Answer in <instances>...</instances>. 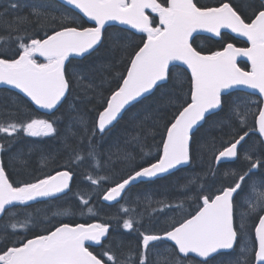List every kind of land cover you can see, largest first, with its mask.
I'll return each mask as SVG.
<instances>
[{
  "label": "snow or ice",
  "instance_id": "6c2138e0",
  "mask_svg": "<svg viewBox=\"0 0 264 264\" xmlns=\"http://www.w3.org/2000/svg\"><path fill=\"white\" fill-rule=\"evenodd\" d=\"M0 7V85L23 94L0 106V141H6L0 154L19 145L11 160L24 164L20 157L39 153L42 166L57 164L30 182H13L0 161V264H214L218 257V264H264V0H246L243 7L233 0L216 6L194 0H0ZM113 22L127 29L106 36ZM222 30L247 46L223 42ZM137 33L143 35L134 42ZM200 33L220 38V47L199 50L194 41ZM102 47L104 55L94 56ZM238 58H246L248 70ZM118 65L124 70L113 74ZM174 73L183 80L177 82ZM106 84L110 95L104 96ZM74 89L82 94L56 115ZM237 91L246 95L234 96ZM97 95L102 110L89 120L90 112L79 105ZM149 96L150 104L113 133L123 112ZM28 101L52 118L33 116ZM162 120L158 158L147 166L135 163L134 153L144 151L149 131ZM214 132L220 133V149ZM24 137L37 139L24 143ZM43 138L58 140L60 147L55 153L39 147ZM207 152L215 167L210 163L184 177L185 183L177 181V198L132 199L137 182L164 179ZM61 156L64 163L58 164ZM235 160L246 166L220 176L219 165ZM118 165L130 167L119 179ZM81 166L88 171L76 183ZM89 184L93 189L86 193ZM69 193L80 213L87 209L91 217L98 214L94 196L109 206L127 197L112 219L116 230H124L121 236L136 233L135 246L121 241L117 255L110 221L59 220L28 238L33 227L51 223L40 219L39 209L29 211L31 204ZM74 214L58 206L53 218ZM144 215L167 216L166 227L140 230ZM97 246L102 251L90 250Z\"/></svg>",
  "mask_w": 264,
  "mask_h": 264
},
{
  "label": "trees",
  "instance_id": "16d2710c",
  "mask_svg": "<svg viewBox=\"0 0 264 264\" xmlns=\"http://www.w3.org/2000/svg\"><path fill=\"white\" fill-rule=\"evenodd\" d=\"M196 3H198L199 5H208V6H216L220 0H195ZM246 2V0H233V3L237 4L238 6L243 7L244 3ZM3 8L0 7V11H2ZM27 13V9L24 10V13L22 14H26ZM153 15V14H150ZM85 27L89 26L87 23L84 24ZM123 29L117 28V27H108L106 28V36L109 35H118V34H123L122 33ZM128 33H133V32H129ZM143 34H135L132 37V40L134 42H138L139 39L142 37ZM223 42H232L235 45H243L242 42L235 40L233 37H231L228 34H224V39ZM222 41L221 39L219 40H213V39H209V38H204V37H197L194 41V46L197 47L199 50H202L203 52L207 53L208 51H215L217 50L220 45H221ZM2 46V45H0ZM105 52V49L102 47L99 49V51L97 53L94 54V56H103ZM41 61V60H40ZM43 62V61H41ZM76 61L74 60V63ZM241 67L243 68L244 66L241 65ZM124 67L123 65H118L115 69H113V74H115V72L117 71H123ZM175 76H177L178 81H182L183 80V74L181 73H174ZM98 82V81H97ZM87 82H85L86 84ZM107 84L105 85V88L103 90V94L104 96L110 95V92L107 90ZM114 87V85H113ZM81 91L80 89H74L73 91V95L68 97V100L65 102L64 106L60 109V111L56 112V115H60L61 112H63L69 103H71V101L73 100V98L76 96L77 92ZM82 94V91H81ZM160 94V90H157L155 95H159ZM234 96L239 95L240 94H233ZM18 95L9 92L7 90H0V106L6 105L8 103H10V99H15ZM100 97L97 95L96 98L92 99L91 103H86V104H80L79 107L82 110H86L88 112H90L89 115V120H91L93 117H95L98 112V110H102V107H100V105L98 104L97 100ZM154 99V97L149 96V98L147 100H142L140 103L135 104L134 106H132L130 109H128L122 116V118L116 123V127L115 129H113V133L119 132L121 130H123L125 127L128 126L129 124V117L133 114L136 113L140 110H142L143 108H145L146 106H148L150 104V102ZM7 111V109H5V112ZM30 111L31 114L35 117H41V118H48L51 119V115L50 116H44L41 115L39 113H37L31 106H30ZM226 111V110H225ZM167 116L171 115V112H167L166 114ZM221 116L224 115V113L220 114ZM5 119H7V116H4ZM18 119H23V115H20L18 117H16ZM166 121L162 120L159 121L158 124L160 125L159 127L156 128H152L149 131V134L147 136L146 139V147L144 148L143 152H140L139 149H137L136 153H134V155L136 156V160L135 163L137 164H141L143 166H147L148 163L150 162H155V158H158V149L159 147H161V136L163 134V132L165 131V129L162 127V125L165 123ZM208 128V125L205 124L204 128H202L200 130V132L197 133V136L200 135L201 132H204L205 129ZM212 135H214L216 137V148L220 149L221 148V136L219 132H214L212 133ZM111 139V137H110ZM211 139V137H210ZM229 139L228 135H224L223 136V140L227 141ZM28 141H31L30 138L28 137H24L23 138V142L27 143ZM0 142H4L6 143V141H0ZM251 142V140H249V143ZM39 147L51 151L53 153L56 152V150L60 147L59 141L55 140V139H51V138H47V139H43V142L40 143L38 145ZM16 147H19V145H17ZM16 147H14L10 152H5L1 154V159H2V163L6 168V171L8 172L10 179L13 182H30L31 180H33L35 177H38L40 175H42L43 172H47L49 171L50 168H56L57 164H51L49 163L47 167L42 166L41 164V155L39 153L36 154H32L30 157L28 155L22 156L20 157V160L24 161V164H21L19 160L17 161H13L10 159L11 153L16 151ZM245 147H247V145H245ZM26 151V150H25ZM150 153V154H147ZM211 152H207L203 155L202 158H197L193 161V163L186 169H182L179 170L177 172H175L172 175L166 176L164 179H157L155 180V182H148V183H141L138 186H136L135 188H133L130 192H134V191H140V190H144L146 192H148V194H151V196L153 198H169V199H175L179 196V191H178V184L177 181H179V184H183L185 183L184 177H190L191 175H193L194 173H198L201 172L202 169H207L209 167V164L211 163L214 166V160H211ZM65 160V157L61 156L58 160V164H63ZM205 160V161H204ZM246 165L244 162L241 163V160H237L235 163L233 164H229V165H222L219 166L220 169V176L223 175V173L225 172V170L223 171V169H240V168H244ZM88 171L86 166H81L80 168L77 169V172L80 173V175H78L76 177V183H79L81 181L84 180V174H86ZM130 171V167L128 165H118L117 166V170H116V178L119 179V177L121 175L126 176ZM219 179V178H218ZM84 183H87V181H84ZM110 185L108 184H104L103 187H108ZM93 189V186H91L90 184L88 185L87 189H85V192H91ZM75 183L73 185V191H75ZM150 191V192H149ZM192 204V208L195 207V203L193 202H189ZM78 204V201L75 200L72 197V194L69 193L68 196L62 197L59 200H52V201H47V202H37V203H33L31 204V208L29 209V211H35L37 209L40 210V219L43 220L45 216L48 217V219L51 221V223H43L40 224L38 226L33 227V231L31 230L30 233L27 234L28 238H31L33 233H40L42 231L43 228L45 227H51L57 224V221L59 220H63V222L66 223H92L95 221H104V222H111L112 226H113V231H112V235L109 237V240H111L113 242V248L114 250L117 251V255H119L120 249L118 248V245L121 241H123L125 244H129V243H133L135 246V238H136V233L132 232V233H124L123 236L120 235V233L124 232L123 229H119L116 230L115 228V220L112 219L115 216L114 213V208H106L104 207L101 202L99 197L94 196L93 200H92V206L95 209H98V214L95 217H91L88 212L87 209L84 210V214L82 215L79 211V209L76 207V205ZM58 206L62 207V208H72L75 212L74 215H70V216H63V217H55L53 218V213L58 211ZM187 208V205H186ZM192 208H188L189 211L192 210ZM172 215V214H171ZM157 216L156 215H144L143 220H142V227L140 228V230H147V231H155V230H160L166 227V222L162 225L157 223ZM122 223V221H121ZM140 227V226H137ZM0 235H4L3 232H0ZM23 238L22 236L20 237H11V239H21ZM109 240H106L104 243L108 244ZM90 250H94V252H100L102 251L101 248H90ZM123 251L125 253L128 252V249L125 248L123 249ZM221 258L218 257L217 261L214 262V264H218V261Z\"/></svg>",
  "mask_w": 264,
  "mask_h": 264
},
{
  "label": "water",
  "instance_id": "95a60500",
  "mask_svg": "<svg viewBox=\"0 0 264 264\" xmlns=\"http://www.w3.org/2000/svg\"><path fill=\"white\" fill-rule=\"evenodd\" d=\"M86 19L87 18H84V20L86 21ZM90 26H91V22H87ZM109 26H117V27H119V28H122V29H127V26H125V25H119V24H116L115 22H113V23H111L110 25H107L106 27H109ZM128 31H131V32H134L135 30H131V29H128ZM222 32H228V30H222ZM229 33V32H228ZM233 36H234V34H232ZM197 36H210V37H213L211 34H209V33H200L199 35H197ZM239 39H241V40H243L244 41V38H239ZM39 58V57H38ZM40 59H42V58H40ZM238 61H245L246 63H247V61H246V58H238ZM248 64V63H247ZM249 65V64H248ZM250 66V65H249ZM0 89H6V90H9V91H12V92H14V93H16V94H18L20 97H22L23 96V94H20V93H18V90H15V89H11L9 86H4V85H0ZM248 91H251V90H248ZM245 93V92H244ZM23 99H25V100H27V98L26 97H24ZM28 103L31 105V102L30 101H28ZM134 104H136V103H134ZM37 112H39V113H41V114H44V110H40V109H37V108H35V106L34 105H31ZM130 107H128V109H129ZM127 109V110H128ZM126 112V111H125ZM125 112H123V114L125 113ZM123 114H122V116H123ZM45 115V114H44ZM122 116H121V118H122ZM121 118H119V120L121 119ZM118 120V121H119ZM231 162H234V161H226V162H223V163H231ZM223 163H221V164H223ZM187 166H184V167H182L181 169H183V168H186ZM175 172V171H174ZM138 183H140V182H137V184ZM104 204H106V205H109L107 202H103ZM115 203H113L112 205H114Z\"/></svg>",
  "mask_w": 264,
  "mask_h": 264
},
{
  "label": "rangeland",
  "instance_id": "374dc122",
  "mask_svg": "<svg viewBox=\"0 0 264 264\" xmlns=\"http://www.w3.org/2000/svg\"><path fill=\"white\" fill-rule=\"evenodd\" d=\"M107 87V86H106ZM99 100H100V98L97 100V102H98V104H99ZM252 142V141H251ZM250 142V143H251ZM205 161V160H204ZM224 170H226V169H223V171ZM150 192V191H149ZM137 194H148V192H146V191H144V190H140L139 192H133L131 195H132V199L133 200H135V198H136V195ZM151 195V194H150ZM153 198V197H152ZM141 199L143 200L144 199V196L143 195H141ZM154 200H160L161 198H153ZM129 207H133L134 205L132 204V203H129V205H128ZM119 210V209H118ZM118 210H116V211H114V213H115V215L117 214V212H118ZM141 210H143V205L141 206ZM171 215V213H168V216H170ZM157 223L158 224H160V225H162V224H164L165 222H166V220H167V216H164V215H159V216H157ZM251 224H252V222L251 221H249V225L251 226ZM28 233H30V232H28ZM27 233V234H28ZM133 247H134V244L133 243H130Z\"/></svg>",
  "mask_w": 264,
  "mask_h": 264
}]
</instances>
